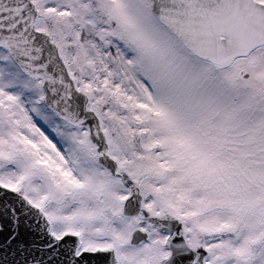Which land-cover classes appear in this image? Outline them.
Listing matches in <instances>:
<instances>
[{
    "label": "snow or ice",
    "instance_id": "snow-or-ice-1",
    "mask_svg": "<svg viewBox=\"0 0 264 264\" xmlns=\"http://www.w3.org/2000/svg\"><path fill=\"white\" fill-rule=\"evenodd\" d=\"M0 264H264V0H0Z\"/></svg>",
    "mask_w": 264,
    "mask_h": 264
}]
</instances>
